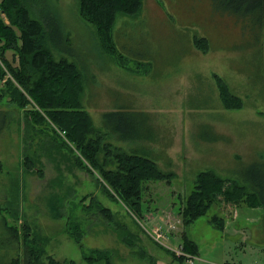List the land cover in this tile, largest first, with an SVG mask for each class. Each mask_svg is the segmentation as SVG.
Wrapping results in <instances>:
<instances>
[{
    "label": "rangeland",
    "instance_id": "obj_1",
    "mask_svg": "<svg viewBox=\"0 0 264 264\" xmlns=\"http://www.w3.org/2000/svg\"><path fill=\"white\" fill-rule=\"evenodd\" d=\"M79 1L35 0L26 5L32 17L41 20L40 15L33 13L41 9L43 15L56 16L65 28L67 43H57V50L44 42V48L55 59L64 57L80 66L84 86L79 100L98 131L104 125L102 109L112 108L136 109L149 118L153 115L154 125L159 121L164 125L161 135L170 159L165 156L157 164L173 177L167 183H147L148 194H158L162 202L172 203L177 195L191 191L200 171L212 169L240 180V173L246 175L252 165L264 164V27L251 23L250 17L237 18L220 8L214 9L212 0H143L139 12L143 21L148 20L146 14L151 11V18L157 23L139 28L132 22L124 24L132 16L118 14L116 27L112 28L116 45L127 58L144 56L157 62L146 76L117 71L123 79L132 78L131 83L122 84L123 92L136 90V97H129L109 86V81L116 79L114 56L118 53L106 48L95 25L79 12ZM0 18L19 35L17 26L8 23L2 9ZM120 27L125 34L116 38ZM192 42L197 48L196 42L201 43L202 48L192 50ZM7 43L0 35V70L7 69L6 62L19 65L15 61L19 54L7 48ZM205 44L207 51L203 49ZM192 51L204 59L195 61ZM90 61L98 64V70L94 65L91 69L95 73L92 78ZM161 61L166 64H159ZM101 63L110 76L101 73ZM127 66L133 63L129 61ZM212 74L220 76L240 99V108L225 107ZM4 80L0 83V110L7 115L3 125L0 117V264H13L15 260L17 264H36L30 249L40 247L23 243L26 225L32 235L43 239L40 260L45 264L49 257L89 264L83 256H93L95 249L108 250V257L112 256L110 264H181L173 251L181 241L183 227L172 209H154L140 219L123 202L111 200L98 184L99 172L86 162L79 146L32 115L30 110L38 108L35 100L23 88L20 90L30 103L15 100V90L4 85ZM183 106L189 112L179 111ZM166 124L172 126L166 128ZM205 132L221 138L208 140ZM106 140L98 156H106L108 163L104 167L113 168L109 161L126 151L128 144L110 135H106ZM151 147L156 150L159 145ZM26 154L34 158L40 173L23 167L22 157ZM76 157L87 166L90 164L94 173L85 170ZM236 164L237 168L230 169ZM91 195L110 208L114 214L112 222L92 215L94 205L87 206L93 204ZM51 197L60 198L58 217H52ZM241 199L239 205L216 202L186 227V235L198 244L199 256L185 264H264V210L246 206L248 201L243 200H249L247 194ZM225 211L224 230L209 223L213 214L218 220ZM117 226L129 231V243L118 239ZM104 261L92 264H105Z\"/></svg>",
    "mask_w": 264,
    "mask_h": 264
},
{
    "label": "trees",
    "instance_id": "obj_2",
    "mask_svg": "<svg viewBox=\"0 0 264 264\" xmlns=\"http://www.w3.org/2000/svg\"><path fill=\"white\" fill-rule=\"evenodd\" d=\"M33 1L35 0H2L0 2V9L7 15L8 23L16 25L19 30V35H16L11 26L5 24L0 18V35L5 39V43L8 41L7 48H11L19 54V60H15L18 61V66H12V62H6L7 69L0 70V83L5 79L4 85H10L15 90L14 99L18 101L22 99L23 104L30 103L27 96L33 98L38 108L31 109L30 113L45 121L49 126H54L62 135L64 134L66 138L79 146L86 162L91 163L99 172L101 177L97 178L98 184L103 193L111 200L123 202L140 219L154 209L158 211L172 209V213L178 216L183 227L181 241L177 246H180L182 251L188 254L177 255L172 250L176 256L172 251H169L173 256H176V260L185 264L189 262V258L199 256L198 244L186 235L185 229L194 220L206 214L216 202L222 205H239L243 199L241 197L247 194L249 200H243L244 202L248 201L246 206H260L264 210V164L252 165L246 175L240 173V180H238L239 178L224 177L212 169L200 171L196 175L191 191L183 196L177 195L176 201L172 203L162 202L156 192V196L148 194V187L145 186L147 183L153 184L158 181L167 183L173 177L171 172L161 170L157 164V160H163L165 156H167L165 159H170L164 152L166 149L164 142L166 141L161 135L164 125L160 121L154 125L151 120L153 115L149 118L144 112L119 109L103 113L104 125L100 127L103 131H98L90 114L79 100L80 92L84 86L80 66L64 57L55 59L44 48V42L57 50V43H67L69 37L66 30L55 18L56 16L43 15L41 9L39 11L36 9L33 12L40 15L41 20L32 17L26 3L31 4ZM212 1L214 9L220 8L237 18L250 17L248 20L251 23L264 27V0ZM142 6L143 0H80L79 12L95 25L106 48L110 52H115L116 47L111 33L116 16L118 14L132 16L130 20H125L124 24L132 22L140 28L147 22L143 21L140 14ZM14 12L17 15H14ZM118 29L116 38L125 34L123 27ZM196 44L198 48H202L201 43L196 42ZM203 49L208 50L206 44ZM118 55L120 54L118 53ZM213 77L225 107L240 108L242 102L229 91L222 78L216 74ZM8 82L13 84H8ZM22 88L23 92L27 94L26 97L20 90ZM0 117L3 119V125L7 118L6 112L0 110ZM166 126L169 128L172 125L166 124ZM106 135L113 136L118 142L129 143L126 151L117 153L113 161H109L110 165H114L113 168H105L104 166L108 163L106 156L104 159L98 156L99 151L108 142ZM200 135L202 136V134ZM204 137L208 140L221 138L219 134L207 132L204 133ZM153 144L159 145V148L153 149L151 147ZM76 160L82 167L84 166L85 170L94 173L90 164L87 166L86 162L84 163L77 157ZM22 165L28 172L40 173L41 171L34 163L31 154L22 157ZM233 168H237V164L230 169ZM237 182L241 184H237ZM145 188L147 189L145 190ZM89 199L93 204L88 203L87 206L94 205L95 210L92 212L94 217L103 218L108 223L114 220V214L110 208L103 206L93 195L89 196ZM59 200L60 198L56 197L49 199L52 217L60 215L57 206ZM154 204H157L156 208H152ZM222 210L224 211V209ZM216 216L213 214L210 217V224L217 229L224 230L226 211L218 220ZM119 227L117 226L115 229L118 239L129 243V231L125 227ZM14 233L18 235L15 231ZM22 241L28 247L38 244L40 247L38 250L30 249L31 257L36 264H45L40 260L42 249L40 243L43 239L36 234L32 235L27 225L23 226ZM107 251L95 249L92 251L93 256L84 255L83 259L89 264L102 259L105 260V264H110L109 257L112 259V256L108 257ZM13 264H17V260ZM47 264H76V262L74 260L59 261L49 257Z\"/></svg>",
    "mask_w": 264,
    "mask_h": 264
},
{
    "label": "crops",
    "instance_id": "obj_3",
    "mask_svg": "<svg viewBox=\"0 0 264 264\" xmlns=\"http://www.w3.org/2000/svg\"><path fill=\"white\" fill-rule=\"evenodd\" d=\"M150 13H151V11H148L147 14L145 13L147 15V18H148V20L146 22V25H153V24L157 23L156 22L157 20L155 18H151V14ZM162 15H163V13L160 16H162ZM114 26H115V24H114ZM112 39H113L114 45L116 47L115 49H116L117 53L121 54V56L120 55L114 56L115 57L114 61L116 63V68L114 69V72L113 73H114V76H115L116 79L115 80H110L109 81V86H111L112 89L118 91L119 93H122L125 96H129V97L135 96L136 97V94H135V91L136 90L134 91V93H126V92H123V90H122V84H125L124 81L125 82H128V83H131L132 78L123 79L120 76V74L117 73V71H119L120 73H122V72H129L131 75H140L141 73H143L146 76V75H148V73H150V72L153 71L152 70V67L157 62H154L153 63V62L150 61L151 58L150 59H147L145 57H141V59H138V58L137 59L127 58L122 51H119V49H118V47L116 45V42L114 40V33H113V31H112ZM192 46H193L192 47V50H196V49L200 50L199 48H197L196 46H194L193 42H192ZM201 51L202 52H200V53H203L204 52L203 50H201ZM191 53H192L193 59L195 61L198 58L200 60H203L204 59V58H201V57L197 56V51H192ZM129 61H131L133 63V66H130V67L127 66V63ZM101 64H102V66H100L101 73L102 74H105L107 76H110L109 75V70L107 68H104V63H101ZM159 64H166V62L164 63V62L161 61ZM93 65L95 66V71L98 70V64H97V62H93V61H90V63H88L89 70L92 69ZM213 75L214 74H212V78H213ZM94 76H95V73L91 70V78L94 77ZM188 90H189V86H188L187 91ZM186 95H188V93H186ZM99 102H100V100H99ZM89 106H92V105H89ZM122 109H127V108H122ZM102 110L105 111V112H107L108 110L112 111V110H119V109L112 108V109H102ZM129 110H136V109H129ZM86 111H88V110H86ZM179 111H181V112H189V108H185V106H183V109L182 110H179ZM88 113H89V111H88ZM127 144L129 145V143H127ZM165 151H166V154L168 155L169 152L167 151V149H165Z\"/></svg>",
    "mask_w": 264,
    "mask_h": 264
},
{
    "label": "built area",
    "instance_id": "obj_4",
    "mask_svg": "<svg viewBox=\"0 0 264 264\" xmlns=\"http://www.w3.org/2000/svg\"><path fill=\"white\" fill-rule=\"evenodd\" d=\"M178 248H175L174 249V251H175V253L177 254V255H188V254H186V253H184L183 251H182V249H181V247L180 246H177ZM192 260V258H189V261H191Z\"/></svg>",
    "mask_w": 264,
    "mask_h": 264
}]
</instances>
